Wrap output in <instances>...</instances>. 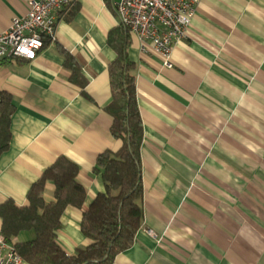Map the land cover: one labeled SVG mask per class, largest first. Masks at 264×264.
Masks as SVG:
<instances>
[{
	"label": "crops",
	"instance_id": "1",
	"mask_svg": "<svg viewBox=\"0 0 264 264\" xmlns=\"http://www.w3.org/2000/svg\"><path fill=\"white\" fill-rule=\"evenodd\" d=\"M118 2L74 0L75 15L59 14L55 39L36 59L0 66V90L17 107L11 145L0 156V205H27L31 187L58 158L77 164L87 200L62 219L57 241L68 255L92 243L82 215L105 192L94 167L121 147L106 111ZM29 9V0H0V34ZM189 36L175 47L172 69L131 37L144 217L134 245L114 264H264V0H201ZM68 55L79 68L74 77ZM54 190L48 183L47 203ZM35 236L24 232L16 242Z\"/></svg>",
	"mask_w": 264,
	"mask_h": 264
},
{
	"label": "trees",
	"instance_id": "2",
	"mask_svg": "<svg viewBox=\"0 0 264 264\" xmlns=\"http://www.w3.org/2000/svg\"><path fill=\"white\" fill-rule=\"evenodd\" d=\"M73 7L70 5L64 11L71 9L69 19L76 13V6ZM108 42L117 58L109 65L112 102L106 111L113 117L111 132L121 141V147L102 153L94 167V175L103 179L105 192L82 215L81 231L92 243L73 255H68L58 244V232L67 209L81 210L87 200V191L78 181L79 166L60 157L31 187L27 205L19 206L13 200L0 205L1 235L8 243H14L28 264H114L119 254L134 245L143 226L144 127L137 99L136 65L128 53L131 36L119 27L109 34ZM10 60L0 62V66ZM74 62L72 56L66 57L73 77L79 71ZM16 109L13 96L0 90V156L11 145V122ZM48 183L55 187V199L50 203L44 195ZM31 231L36 234L34 240L16 242L22 233Z\"/></svg>",
	"mask_w": 264,
	"mask_h": 264
},
{
	"label": "built area",
	"instance_id": "3",
	"mask_svg": "<svg viewBox=\"0 0 264 264\" xmlns=\"http://www.w3.org/2000/svg\"><path fill=\"white\" fill-rule=\"evenodd\" d=\"M74 0H29L25 17L13 19L0 34V62L22 58L34 60L47 40H54L58 16ZM201 0H120L114 5L118 26L140 43L143 54L162 60L173 68L171 55L181 41L190 36L191 22ZM155 236L152 231H148ZM14 243L0 235V264H23Z\"/></svg>",
	"mask_w": 264,
	"mask_h": 264
}]
</instances>
